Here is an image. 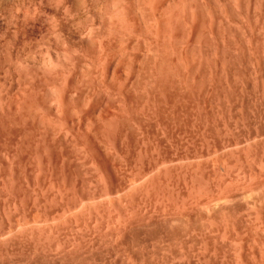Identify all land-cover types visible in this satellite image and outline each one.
<instances>
[{"label":"rangeland","instance_id":"374dc122","mask_svg":"<svg viewBox=\"0 0 264 264\" xmlns=\"http://www.w3.org/2000/svg\"><path fill=\"white\" fill-rule=\"evenodd\" d=\"M251 7L237 11L231 5L242 27L231 23L230 41L225 42L220 30L219 36L212 33L209 39L205 36L198 42L201 46L211 43L214 50L224 41L223 46L236 57L238 76L226 77L224 85L220 83L224 77L205 67L196 68L191 83H186L185 74L173 70L166 42L165 49L162 44L158 47L159 54L167 55L159 61L167 58L156 68L158 74L152 64L156 51L151 52L154 47H150L144 66L134 62L135 69L142 68L133 74L136 84L131 81L134 86L126 90L124 82L123 86L117 83L126 90L123 93L116 84L121 92L118 89L119 94H114L115 106L111 95L102 94V98L112 97L109 103L105 100L104 114L115 113L119 118L115 119L118 123L114 120L118 125L113 126L114 133L97 123L105 122L104 118L99 120L100 115L108 116L101 113L103 107L95 115L91 107L82 106L91 96L87 90V99L84 95L83 103L82 97L79 99V109L75 108L78 105L73 107L77 113L70 111L72 106L68 109L72 112L69 117L68 112H59V116L54 111L50 115V110L47 115L34 112L30 114L36 124L32 132H25L28 128L31 131L29 115L30 119L24 120L27 128L21 122L24 129H19L18 123V127H8L13 131L0 136V264H264V0L258 9L252 11ZM142 47L140 50L145 51ZM122 71L126 70H120L119 75ZM123 103L128 112L123 110ZM107 104L110 108L113 105L112 111ZM173 106L179 107L181 114ZM73 113H80L79 117ZM48 115L55 118H48L53 123L50 127L44 119ZM96 116L99 121L91 132H99L93 136L95 132L87 131L91 133L85 144L89 154L80 158L74 155L78 144L69 145V138H74L76 129L87 126L83 123L96 124L92 123ZM61 117L69 123L68 128L65 122H58ZM85 118L92 119L86 122ZM45 121V125L41 123ZM70 123L82 126L73 129ZM64 126L72 129L71 135L64 133ZM1 130L6 134L5 127ZM62 138L69 141L64 142L69 147L57 143Z\"/></svg>","mask_w":264,"mask_h":264},{"label":"bare ground","instance_id":"6f19581e","mask_svg":"<svg viewBox=\"0 0 264 264\" xmlns=\"http://www.w3.org/2000/svg\"><path fill=\"white\" fill-rule=\"evenodd\" d=\"M262 2H263V0H0V131H2L1 129H3L4 127H5V129H7V130H5L6 134L4 132H0V133H2L0 136L2 137L3 134H4V136L5 135L7 136L8 130L10 131V129L12 128V127L10 128V126L15 125L18 127L17 123L19 124V127H18L19 129L20 128L24 129L23 127H25V126H26L25 128H27L25 121L30 119L29 118V116H31L30 114L34 113V112L43 115V113L50 110L49 111L50 115L52 113L51 111H54L55 115H56V113L58 115L59 112H62L63 115L64 114L66 115V113L69 111L68 109H70L71 106H72V109H70V111L74 110V112H76L77 108L79 109V105H78V102L80 101L79 99L82 97L81 98L82 103L84 100L83 95L86 97L85 100L87 99V92L85 90L89 91L91 96H90V98H88L87 103L85 102L82 106H85L84 108H86V106L91 107L92 112L95 111V112H93L94 114L96 113V111L101 112L102 107H103V110L105 109L104 108L106 106L105 100L106 99H107L106 101H108L109 99L111 100L112 97H113L112 99H114V94L119 92L120 89L116 87L117 83L121 84L122 82H124L125 87L122 85L123 83L121 84L123 86V88L130 87V86H131L130 88H132V86H134V84L133 85L130 84L131 81L132 82L134 81V83L137 82L136 81L137 78H136V76H133V74H135V75L139 74L138 73L139 70L142 69V68H140L139 70L135 69L134 62L136 63V61H138L140 64H142V65H140L141 67L144 66L143 63H146L147 52H149L148 49L150 47H154V50H151V52L156 51L155 56L153 57L152 64H153L154 70L156 71V74H158L156 68L158 67V65H160L161 62L163 63V61L165 59H167L164 57L165 59L163 61L161 60V62H159L160 59L163 58L164 54H161L162 52L160 53L161 55L159 54L158 47L161 46V44L162 45L164 43L166 44V42H167V46H168V53L167 52L166 53L168 56L173 57L172 63H171L173 65V70H174V72H176L175 74L179 73V70L182 71L185 74V82L186 83H189V82L191 83V81L193 79L194 72H195L196 68L198 69L199 67H201V68L205 67L206 69L209 68L208 69L209 71L211 69H215V71H216L215 73H213L211 71L213 74H216L221 79L224 77L223 78L224 81L220 79L222 81L220 83L223 84L224 82H227L228 79L226 80L225 79L226 77L229 76V78H232L233 76L235 77V75L238 74V73H236L237 68H235V65L237 62L236 57L234 56L232 51H230L228 46H226V47H224L225 45L223 46L224 41L222 42L221 45H217V47L214 50H212L213 47L209 46L211 43L208 44L206 42V43H204L203 46H201L198 44V42L202 41L206 37H207V39H209L208 35H210L212 33L219 36L220 30H222V35H220V36L223 39H225V42L230 41L229 40L230 38L228 39V34H229L228 32H230L229 27L231 28V26H232L231 23L234 25L236 23L238 24V21L234 18L235 16H233L234 11H232V8H234L237 11L238 10L239 11L240 10L246 11V9L250 8L251 6L253 7V8L251 7V10L252 9H258V7L261 6ZM231 5H232V8H231ZM245 14H246V12H245ZM243 18H244V16H243ZM243 18H242V22H243ZM261 21H263V20H261ZM246 22H248V21H246ZM239 24L241 26V23H239ZM254 25H256V24H254ZM217 32H219V33H217ZM219 40H221V39H219ZM219 40H218V42H219ZM204 42H205V40H204ZM197 45H199V46H197ZM228 45H230V44H228ZM167 46H165V47H167ZM141 47L145 48L146 50L143 51V49H142V51H141L140 50ZM165 47L163 45L164 49H165ZM164 49H163V52H165ZM212 53L214 54L213 56L215 57V59H212ZM167 55L165 54L164 56L167 57ZM251 62H253V61H251ZM138 64H136V65H138ZM171 64L169 66H171ZM164 65H166V64H164ZM257 65H259V64H257ZM140 66L138 65L137 67L139 68ZM149 66H152V65H149ZM157 69H159V68H157ZM181 69H183V70H181ZM120 70H126V71H122V72H125V74L121 72V74L119 75ZM137 70H138V72H137ZM160 71H162V69ZM204 73H205V71H204ZM204 73H202V74H204ZM160 74H161V72H160ZM160 74H159V76H160ZM132 76H133V78H131ZM200 76H202V75H200ZM207 77H208V75H207ZM171 79H175V78H171ZM208 81H209V79H208ZM177 82H179V81H177ZM156 83H158V82H156ZM119 84H117V85H118V87L120 86V88H121V85H119ZM192 87H194V86H192ZM130 88H126V90H128ZM189 88H190V85H189ZM191 89H193V88H191ZM121 90H122V88H121ZM121 90H120V92H121ZM126 90H122V93H123V91L126 92ZM102 94L103 95L104 94L111 95L112 97L109 96V98H105V96H104L103 98H105V99H103ZM117 94H119V93H117ZM122 95L123 94H121V97L119 95L120 100L122 99ZM127 95H128V93H127ZM127 95L125 97H127ZM115 97H117V95ZM118 98H117V101H119L121 103L122 100L120 101V100H118ZM187 98H188V96H187ZM216 99H217V97H216ZM103 100L105 103L103 102ZM92 101H94V102H92ZM109 101H108V103H109ZM115 101H116L115 99L112 100V103L114 104ZM126 102L127 101H125L124 103H126ZM117 103L118 102H116V104ZM124 103L122 104L123 110H126L128 112V109L126 108V106L124 108V105H127V104H124ZM177 103H178V101H177ZM258 103H259V101H258ZM79 104L81 105V103H79ZM181 104L183 105V103H181ZM75 105H78V107H76ZM74 106H75L76 110L73 108ZM82 106L80 109H82ZM107 106L109 107L110 111H112L111 109H112L113 105H111V108L108 104H107ZM114 106H115V104H114ZM155 106H157V104ZM116 107H118V106L116 105ZM116 107H114V108H116ZM160 107H157V108H160ZM100 108H101V111H99ZM119 108H118L119 110H122L121 106ZM164 108L167 109V107H164ZM164 108H162V110ZM141 109H142V107H141ZM172 109L174 111L176 110L177 112H179V110H178L179 107L177 109L175 107V109H174V106H173ZM114 110H117V109H114ZM162 110L160 111L161 113H162ZM180 110L182 111V109H180ZM126 111H124V113L127 114ZM104 112H106V110H104L101 113L104 114ZM158 112H159V110H158ZM158 112H157V114H160ZM171 112H172V114L174 113L172 110L170 111V113ZM234 112H236V111H234ZM69 113H72V112H68L67 115ZM80 113H78V114H80ZM118 113L119 112L116 111L117 115H118ZM179 113L181 114V112H179ZM45 114L47 115L48 113H45ZM73 114H75V113H73ZM105 114H108V112ZM122 114H123V112H122ZM126 114H124V117ZM172 114H171V117L174 116V115L172 116ZM176 114L177 113H175V116H176ZM77 115L75 117H79ZM91 115L93 116L92 113H91ZM97 115H98V113H97ZM119 115H120V113H119ZM37 116H35L36 121L39 118V116L38 117ZM71 116H72V114H71ZM101 116L102 115H100V118H102V119H99V120L104 121V119H105V122H103V123L97 122V123L98 124L100 123V125L102 124L104 126L103 129L106 131H110L112 129L116 131V129H114L113 126H115V128H117L118 125H114V124H115V122L118 123V121H116L119 119L118 116L115 117V113L114 114L112 113V115L108 114V116L105 115L104 117H101ZM178 116L179 115L177 114L176 117H178ZM25 117H28V118L25 120ZM43 117H45V116H42V118H41L42 121H43ZM49 117H51L50 121H52V119H55L54 117L52 118V116H49V115L47 116V118L45 117L44 119H46L48 122V120L50 119ZM63 117H61V118H63ZM68 117H69V115H68ZM90 117H88V119ZM97 117L98 116H96V118H93V119L91 118L93 120L92 123H94L96 120H98ZM32 118L33 117L31 116L29 123L33 121ZM67 118H66V120H67ZM59 119H60V117H59ZM71 119L69 118V120H71ZM79 119H76V120H79ZM91 119L89 121H91ZM114 120H115V122H114ZM87 121L88 120L86 119V122ZM19 122H21L22 124L24 123L23 125H25V126L20 125ZM39 122L40 121H38L36 123L38 125H40ZM53 122H55V120H53ZM58 122H60V123L62 122L61 124L63 125L64 124L63 122H65V119L63 118L62 121L60 120ZM58 122H56V123H58ZM66 122H65V124L67 127L69 123H66ZM78 122L80 123V121H78ZM29 123L27 122V124H29ZM34 123L33 122L31 123L32 124L31 125V131L28 130L29 128L27 129V131H25V130H23V131L32 132V126L36 125ZM41 123L44 124V123H46V121L41 122ZM48 123H49L48 127L53 125V123H52V125L50 124L51 122H48ZM71 123H70V125H71ZM82 123H81V125H79V124L78 125L82 126ZM89 123H83L84 125L87 124L86 127L82 126L83 128L79 127L76 124L79 127L78 130L77 129L75 130V131H77V134L74 131L75 135L72 134V135H74L73 136L74 138H69L67 136L70 140V143L68 140H65V138H62V140L64 139L63 141L59 140L61 137L58 139L59 141H57V143L59 145L60 144L64 145V144H66L64 142L67 141L69 143V145L74 144V143H75L74 145L78 144V145H76V149L74 150L75 151L74 155H77V156L80 155V158L84 159L89 154L88 151H86L87 148H85L88 145L87 142H89L88 141V139H89L88 134L95 132L93 134V136H95V134H97L99 132V131H95V130H94V132H91L93 130L92 129L93 126L94 125L97 126L96 122H95L96 124H90L88 126ZM72 124H74V123H72ZM76 125H73V126H76ZM20 126H22V127H20ZM55 126L58 127V125H55ZM73 126H72L73 129L78 128V127H73ZM14 127H13V129H14ZM48 127L46 126L47 129H48ZM18 128L16 130H18ZM35 128H36V126L34 127V129ZM39 128L46 129L45 126L44 127L39 126ZM39 128H37L38 129L37 132L39 131V134H41L40 136H42V133H40ZM54 129H56V128H54ZM63 129H65L64 133H66V135H69L72 132V131L70 132L71 128H69V130H67L65 128V126ZM89 130L91 133L89 132L87 134V131H89ZM113 130L111 131L112 133H114ZM11 131H13V130H11ZM19 131H17V132H19ZM33 131H36V130H33ZM49 131H47V132H49ZM245 131H246V129H245ZM37 132L35 133V135L37 134ZM41 132H42V130H41ZM100 132L103 133V131H100ZM111 132H106V133H110V135H111L112 134ZM53 133H55V132H53V130H52V134ZM59 133H60V131H59ZM67 133H69V134H67ZM45 134H46V132H45ZM229 134H230V132H229ZM46 135H49V134L47 133ZM43 136H44V134H43ZM70 137H72V136H70ZM107 137L108 136H106V138ZM40 138H42V137H40ZM43 138H45V136ZM55 138H57V137H55ZM50 139H51V137H50ZM38 140H40V139H38ZM126 140H128V139H126ZM79 141H80V143H79ZM231 141H232V139H231ZM85 144H87V145L85 146ZM66 146H68V145L66 144L65 147ZM60 147L61 146H59V149H60ZM72 148L73 147H71V149ZM81 156H85V157H81ZM66 157H67V155H66ZM72 158H74V157H72ZM76 161H77V157H76ZM214 161H216V160H214ZM79 163H80V161H79ZM78 167H80V166H78ZM214 175H216V174H214ZM175 181H176V179H175ZM205 188L206 187H204V189ZM223 189H224V187H223ZM103 193H105V192H103ZM254 194H256V193H254ZM250 197H251V195H250ZM252 198H253V196H252ZM204 200H206V199H204ZM36 201H37V199H36ZM98 201H100V200H98ZM253 202H251V203L253 204ZM34 203H35V201H34ZM75 212H77V211H75ZM210 212L212 213L211 210H210ZM55 217H56V215H55ZM39 239H40V237H39ZM92 264H93V262H92Z\"/></svg>","mask_w":264,"mask_h":264}]
</instances>
